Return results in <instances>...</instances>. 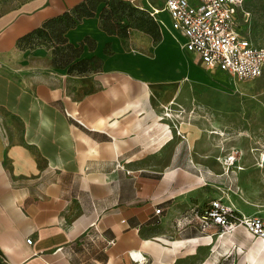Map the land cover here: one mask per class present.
<instances>
[{
  "label": "crops",
  "instance_id": "1",
  "mask_svg": "<svg viewBox=\"0 0 264 264\" xmlns=\"http://www.w3.org/2000/svg\"><path fill=\"white\" fill-rule=\"evenodd\" d=\"M84 1L0 0V264H264V241L203 220L228 203L210 190L226 192L206 141L196 150L207 124L184 92L206 75L176 36L109 34L100 3L64 34L99 69L70 73L45 48H18ZM122 1L149 13L166 0Z\"/></svg>",
  "mask_w": 264,
  "mask_h": 264
},
{
  "label": "rangeland",
  "instance_id": "2",
  "mask_svg": "<svg viewBox=\"0 0 264 264\" xmlns=\"http://www.w3.org/2000/svg\"><path fill=\"white\" fill-rule=\"evenodd\" d=\"M246 7L251 13L247 31L255 43L264 47V0H247ZM112 20L131 30L146 32L152 28L147 16L130 4L115 9ZM53 46L44 38L35 37L19 49L45 48L52 59H58L61 52ZM186 54L206 75L203 83L184 89L192 98L191 120L207 124L202 128L203 140L197 141L195 147L199 151L202 141H206L203 151L209 159L210 177L226 192L215 187L210 190L219 192L225 203L239 200L255 215L264 216V73L255 80H231L218 70H207L195 55Z\"/></svg>",
  "mask_w": 264,
  "mask_h": 264
},
{
  "label": "built area",
  "instance_id": "3",
  "mask_svg": "<svg viewBox=\"0 0 264 264\" xmlns=\"http://www.w3.org/2000/svg\"><path fill=\"white\" fill-rule=\"evenodd\" d=\"M161 13L167 22L156 17ZM148 14L159 29H167L179 38L182 50L195 55L207 70H218L236 81L262 77L264 47L255 43L247 31L251 14L246 0H166L160 12ZM203 220L219 228V237L241 227L264 241V216H244L221 199L211 202ZM26 243L31 244V240Z\"/></svg>",
  "mask_w": 264,
  "mask_h": 264
},
{
  "label": "trees",
  "instance_id": "4",
  "mask_svg": "<svg viewBox=\"0 0 264 264\" xmlns=\"http://www.w3.org/2000/svg\"><path fill=\"white\" fill-rule=\"evenodd\" d=\"M100 3L105 5L100 13V20L104 31L109 34H114L121 37L128 36V31L131 29L127 25L119 26L120 23L113 21L112 17L115 15V9L118 7L125 8L130 3L122 0H86L74 7L71 11L65 12L56 18L46 21L40 28L19 39L18 48L21 44H29L35 37H42L54 45V50L56 49V51L61 52L58 59H52L54 66L58 68L68 67V72H75L76 74H85L99 69L100 61L95 58L80 59L76 61V59L79 58L82 48H75L66 44L64 34L69 29L74 28L76 23L82 18L94 16L96 13V8ZM138 10L146 15L147 18L152 22V28L146 31V33L153 35V38L156 41L157 36L154 34V32H156V29L159 31L158 25L153 21L146 11L140 9ZM115 29H120V32H115Z\"/></svg>",
  "mask_w": 264,
  "mask_h": 264
}]
</instances>
